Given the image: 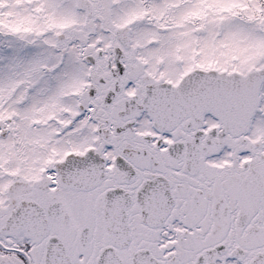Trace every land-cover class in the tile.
Instances as JSON below:
<instances>
[{"label": "snow or ice", "instance_id": "snow-or-ice-1", "mask_svg": "<svg viewBox=\"0 0 264 264\" xmlns=\"http://www.w3.org/2000/svg\"><path fill=\"white\" fill-rule=\"evenodd\" d=\"M0 264H264V0H0Z\"/></svg>", "mask_w": 264, "mask_h": 264}]
</instances>
